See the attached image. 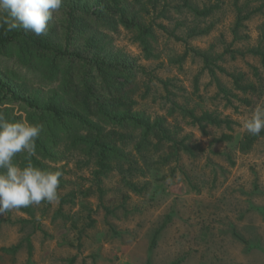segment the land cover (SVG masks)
I'll return each mask as SVG.
<instances>
[{
    "label": "rangeland",
    "instance_id": "obj_1",
    "mask_svg": "<svg viewBox=\"0 0 264 264\" xmlns=\"http://www.w3.org/2000/svg\"><path fill=\"white\" fill-rule=\"evenodd\" d=\"M236 1L224 0L223 9L203 24L206 27L213 22V28L191 38L192 46L219 54L231 43ZM238 4H248L252 10L262 1L238 0ZM61 12H53L55 18L61 17ZM174 21L171 28L175 27ZM163 22L169 24L167 20ZM157 33L158 58L147 59L139 43L123 27L108 34V42L148 71L174 78L176 84L171 91L176 96L172 98L180 106L229 116L235 120L233 130L209 126L205 135L169 101L154 94L143 99L141 109L152 116H165L171 125L180 128L179 137L189 136V141L200 143L204 151L196 156L183 154L161 172L135 179L147 183L143 193L131 191L122 174L113 170L103 183V202L108 209L100 205L93 163H88L83 153L61 143L65 153L59 166L63 167L64 184L58 188V202L32 205L33 215L22 209L0 215V264H147L149 260L152 264H264V136L250 149L242 147L244 137L250 134L243 122L257 105L264 104V63L258 56H226L223 62L228 70L245 73L259 85L256 93H237L238 101L226 104L215 98L216 83L206 72L200 76V89L195 90L200 59L189 56L182 66L172 64L170 58L183 54L185 46L160 30ZM259 44L264 47V10L245 22L234 46ZM253 67L259 69L262 81L254 75ZM16 69L35 78L27 67ZM141 78L140 92H144V81L149 76ZM221 78L231 88L230 80ZM159 94L167 95L165 90ZM243 98L252 103L244 104ZM15 109L19 111L20 107L15 105ZM224 131L233 133L234 140L211 144ZM164 176L167 178L162 179ZM91 219L95 224L88 226ZM165 222L166 227L151 247ZM17 245L15 253L4 250Z\"/></svg>",
    "mask_w": 264,
    "mask_h": 264
},
{
    "label": "trees",
    "instance_id": "obj_2",
    "mask_svg": "<svg viewBox=\"0 0 264 264\" xmlns=\"http://www.w3.org/2000/svg\"><path fill=\"white\" fill-rule=\"evenodd\" d=\"M260 1L261 6L252 10L248 4L240 6L238 0L234 3V36L219 54L192 46L190 39L213 28V22L206 27L203 24L216 17L223 9L224 0H62V16L55 18L53 13L47 31L40 36L23 29L9 31L4 22L7 14L0 13V116L41 127L35 141L36 155L31 157V162L42 169L61 172L59 187L64 184L63 167L59 166L65 153L62 144L83 153L94 166V181L101 192L100 205L108 209L103 202V183L113 170L122 174L125 186L131 191L143 193L148 189L147 183L141 184L135 179L161 172L183 154L196 156L204 151L200 143L190 142L189 136L179 137L180 128L171 125L165 116H152L141 109L143 99L154 94L158 99L169 101L205 135L209 133V126L232 131L235 124L229 116L180 106L172 98L174 78L160 77L116 50L108 42V34L117 33L123 27L139 43L147 59L158 58L155 48L158 30L182 42L185 51L171 57L170 62L182 66L189 56L199 58L202 66L194 80L195 90L200 89V76L206 72L216 83L215 98L234 104L238 101L237 93H256L259 85L245 73L228 70L223 61L226 56L236 59L252 55L264 63V47L260 44L248 48L234 46L245 22L264 10V0ZM174 19L176 24L171 28L169 25ZM18 67H27L35 78L21 74ZM253 69L261 80L259 69ZM141 76H149L144 81V92H140ZM221 76L230 80L231 88L223 83ZM161 90L167 95H160ZM241 101L246 105L252 103L248 98ZM15 105L20 107L19 111ZM263 136L264 131L258 136L246 135L242 147L250 149ZM234 138L233 133L224 131L211 144ZM14 162L20 166L28 163L27 154L18 153ZM62 201L65 202L63 197ZM21 209L33 215L32 205ZM94 224L95 220L91 219L87 225ZM166 225L167 222L157 230L151 247ZM18 249L19 245L4 248L9 253ZM147 264L152 263L149 260Z\"/></svg>",
    "mask_w": 264,
    "mask_h": 264
},
{
    "label": "clouds",
    "instance_id": "obj_3",
    "mask_svg": "<svg viewBox=\"0 0 264 264\" xmlns=\"http://www.w3.org/2000/svg\"><path fill=\"white\" fill-rule=\"evenodd\" d=\"M62 0H0V13H6L8 30L23 29L37 36L47 31L53 12ZM244 129L258 136L264 131V104L257 105L243 122ZM41 127L28 121H12L0 116V215L12 210L58 202L61 172L42 169L31 162L36 155V138ZM26 153L28 163L14 162Z\"/></svg>",
    "mask_w": 264,
    "mask_h": 264
}]
</instances>
